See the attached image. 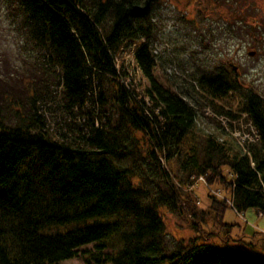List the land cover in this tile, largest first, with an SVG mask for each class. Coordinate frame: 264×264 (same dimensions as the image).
I'll return each instance as SVG.
<instances>
[{
	"label": "trees",
	"instance_id": "16d2710c",
	"mask_svg": "<svg viewBox=\"0 0 264 264\" xmlns=\"http://www.w3.org/2000/svg\"><path fill=\"white\" fill-rule=\"evenodd\" d=\"M144 3L20 0L19 6L43 30L62 66L66 98L79 103L86 92L81 63L88 61L90 72L115 74L109 54L122 41L141 38L133 20ZM134 55L148 81L146 97L164 120L158 127L153 111L146 114L119 85L120 122L112 128L108 119L79 141L51 139L44 124L34 132L0 121V264H58L88 244L111 248L104 263L112 264H264V232L248 235L224 221L228 208L240 216L249 209L264 214V101L249 95L244 111L256 142L234 152L209 139L202 158L187 163L191 182L209 190L212 212L205 211L187 194L194 184L187 187L167 168L171 158L164 151L195 128L196 111L155 80L146 46ZM204 90L210 99L228 91L213 80ZM217 183L227 197L212 190ZM165 211L188 222L195 236L170 238Z\"/></svg>",
	"mask_w": 264,
	"mask_h": 264
},
{
	"label": "rangeland",
	"instance_id": "374dc122",
	"mask_svg": "<svg viewBox=\"0 0 264 264\" xmlns=\"http://www.w3.org/2000/svg\"><path fill=\"white\" fill-rule=\"evenodd\" d=\"M144 2L141 14L133 20L141 38L122 41L109 54L115 74L90 72L89 62L81 63L86 92L77 103L65 96L63 69L43 30L28 20L20 0H0V121L10 129L29 125L34 132L44 124L51 139L79 141L108 119L112 128L120 122L115 99L119 85L146 114L153 111L157 127L158 119L162 125L164 120L146 97L148 81L134 55L141 45L146 46L155 80L192 106L198 117L180 144L164 145L171 158L167 168L177 180L187 181V187L194 184L187 192L193 204L212 212L209 190L202 182H191L195 177L189 176L188 162L193 156L202 158L209 139L236 152L239 144L246 148V143L259 138L244 111L249 95L264 101V0ZM102 29L108 35L109 23ZM211 80L226 87V94L210 99L204 87ZM227 171L224 175L229 179ZM218 185H211L212 190L227 197ZM243 213L240 216L228 208L224 221L240 226L248 235L264 232L262 212L249 209ZM163 217L170 238L181 241L195 236L188 222L167 211ZM110 253L111 248L98 250L96 244H88L77 250L75 258L58 264H112L104 263Z\"/></svg>",
	"mask_w": 264,
	"mask_h": 264
},
{
	"label": "water",
	"instance_id": "95a60500",
	"mask_svg": "<svg viewBox=\"0 0 264 264\" xmlns=\"http://www.w3.org/2000/svg\"><path fill=\"white\" fill-rule=\"evenodd\" d=\"M253 55V53H250V56H252Z\"/></svg>",
	"mask_w": 264,
	"mask_h": 264
},
{
	"label": "built area",
	"instance_id": "2783aa9c",
	"mask_svg": "<svg viewBox=\"0 0 264 264\" xmlns=\"http://www.w3.org/2000/svg\"><path fill=\"white\" fill-rule=\"evenodd\" d=\"M216 195H218V194H216ZM261 215H262V213H261Z\"/></svg>",
	"mask_w": 264,
	"mask_h": 264
}]
</instances>
